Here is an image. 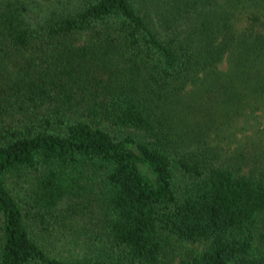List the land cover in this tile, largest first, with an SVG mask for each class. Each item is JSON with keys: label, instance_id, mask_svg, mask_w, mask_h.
I'll return each mask as SVG.
<instances>
[{"label": "trees", "instance_id": "1", "mask_svg": "<svg viewBox=\"0 0 264 264\" xmlns=\"http://www.w3.org/2000/svg\"><path fill=\"white\" fill-rule=\"evenodd\" d=\"M259 118L264 0H0V264H264Z\"/></svg>", "mask_w": 264, "mask_h": 264}, {"label": "rangeland", "instance_id": "2", "mask_svg": "<svg viewBox=\"0 0 264 264\" xmlns=\"http://www.w3.org/2000/svg\"><path fill=\"white\" fill-rule=\"evenodd\" d=\"M264 119H262V118H259V120L257 121V122H255V125H254V128L252 129V130H249L248 132H247V134H249V135H251V134H253V135H255V137H256V139L257 140H262L261 141V145L263 146V148H264ZM262 125V126H261ZM258 127H260L262 130H259L258 129ZM239 141L241 142V141H243L244 139H243V136H242V134L241 135H239ZM149 173V172H148ZM77 222H82V221H79L76 217L73 219V223L74 224H76ZM83 223V222H82ZM80 224V223H79ZM58 240H56V241H53V243L54 244H56V245H58V244H60V242H57ZM78 253H80V251L78 252Z\"/></svg>", "mask_w": 264, "mask_h": 264}]
</instances>
